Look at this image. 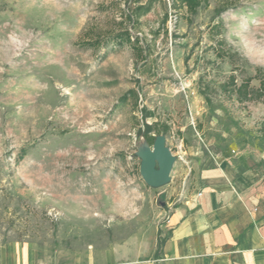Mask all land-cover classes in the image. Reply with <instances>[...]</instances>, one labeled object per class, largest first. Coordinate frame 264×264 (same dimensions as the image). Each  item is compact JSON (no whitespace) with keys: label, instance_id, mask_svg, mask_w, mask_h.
<instances>
[{"label":"rangeland","instance_id":"rangeland-1","mask_svg":"<svg viewBox=\"0 0 264 264\" xmlns=\"http://www.w3.org/2000/svg\"><path fill=\"white\" fill-rule=\"evenodd\" d=\"M151 1L133 25L137 0H0V242L29 243L38 264L144 250L164 220L160 190L212 154L264 166V93L241 101L230 87L264 79V0H206L196 14ZM121 22L146 58L113 40ZM146 123L169 126L159 134L177 156L158 188L139 170Z\"/></svg>","mask_w":264,"mask_h":264},{"label":"crops","instance_id":"crops-1","mask_svg":"<svg viewBox=\"0 0 264 264\" xmlns=\"http://www.w3.org/2000/svg\"><path fill=\"white\" fill-rule=\"evenodd\" d=\"M173 183L160 190L168 200L155 242L144 250L111 244L108 264L149 256L156 264H264V166L212 154ZM32 251L29 243L0 242V264H38Z\"/></svg>","mask_w":264,"mask_h":264},{"label":"trees","instance_id":"trees-1","mask_svg":"<svg viewBox=\"0 0 264 264\" xmlns=\"http://www.w3.org/2000/svg\"><path fill=\"white\" fill-rule=\"evenodd\" d=\"M141 2L142 0H137L136 5L126 14V18L128 19V22L133 23V25L135 24V22L139 21L141 16L147 14L151 10L152 7L151 0L146 1V3H141ZM174 3L178 4L180 7H186L187 11L190 14H196L198 10L207 3V1L206 0H174ZM224 10L225 9H223L220 13H222ZM123 25L124 23L121 22V27L117 30L115 34L111 35L113 40H115L117 43L121 45L122 44L131 45L136 50L138 55H141L143 57L145 56L146 58L147 55L143 54L144 49L142 48V46L137 45V43L140 42L139 36L134 37L128 26H123ZM86 42H87L86 45L88 47L96 48L100 46V44L102 43L101 36L88 39ZM230 84L233 93H235L237 98L241 101L252 100L256 98V94L258 97H261L264 93V79H261L260 87L256 89L250 87V83L248 80L243 81L241 84L238 85L236 83V78L234 75L230 77ZM128 92L133 93L136 96V98L138 97L135 89H130ZM124 98H126V94L122 97V99ZM155 128H156L155 123H146L143 130L139 129V134H142L150 145L153 144L154 139L156 137V135L151 134V131L154 130ZM156 130L158 132V135L161 132L166 133L169 130V126L164 125L162 130L157 128ZM24 152L25 151L23 150L22 155H20V157L23 156Z\"/></svg>","mask_w":264,"mask_h":264},{"label":"water","instance_id":"water-1","mask_svg":"<svg viewBox=\"0 0 264 264\" xmlns=\"http://www.w3.org/2000/svg\"><path fill=\"white\" fill-rule=\"evenodd\" d=\"M140 174L147 185L153 188L164 186L172 180V170L177 156L167 144L165 134L156 135L152 145L142 139L138 145Z\"/></svg>","mask_w":264,"mask_h":264},{"label":"built area","instance_id":"built-area-1","mask_svg":"<svg viewBox=\"0 0 264 264\" xmlns=\"http://www.w3.org/2000/svg\"><path fill=\"white\" fill-rule=\"evenodd\" d=\"M202 193L200 192L199 195H201Z\"/></svg>","mask_w":264,"mask_h":264}]
</instances>
